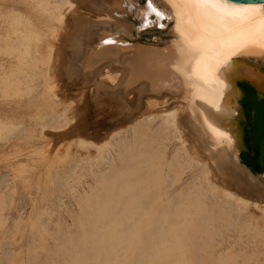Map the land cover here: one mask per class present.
<instances>
[{
  "label": "bare ground",
  "instance_id": "bare-ground-1",
  "mask_svg": "<svg viewBox=\"0 0 264 264\" xmlns=\"http://www.w3.org/2000/svg\"><path fill=\"white\" fill-rule=\"evenodd\" d=\"M140 3L0 0V122L60 131L76 121V140L90 125L86 137L108 139L80 138L98 157L73 152L65 169L90 173L89 191L75 194L70 229L41 231L27 264H178L181 233L196 238L248 205L264 215V175L240 157L236 85L246 67L264 91V3L153 0L159 17ZM150 28L167 32L146 40ZM178 170L186 175L174 181Z\"/></svg>",
  "mask_w": 264,
  "mask_h": 264
},
{
  "label": "rangeland",
  "instance_id": "rangeland-1",
  "mask_svg": "<svg viewBox=\"0 0 264 264\" xmlns=\"http://www.w3.org/2000/svg\"><path fill=\"white\" fill-rule=\"evenodd\" d=\"M140 4L141 6H145L147 4L146 0H141ZM0 6L2 7L1 4ZM0 10H3V8H0ZM160 30L164 29L156 28V31L151 28L146 29L144 30L146 32H143L142 36L146 40H153L165 36L167 31L159 35L158 31ZM260 92L264 93V91ZM0 120L2 119L0 118ZM1 122L0 264H27V253L32 250L34 246H37L38 236L41 234V231L48 232L50 229H54L59 225L67 228L69 227L70 229L72 226L71 212H78L79 210L74 196L76 193L89 191L88 182H90V173L80 170L72 172L65 169V166L72 165L73 162L71 161H74L72 156L73 152L79 153L78 155H84L83 153L91 151V153L93 152L92 154L98 157L96 149L85 145L86 141L84 140H96L95 142L100 141L99 143H101L103 139V142H106L108 139L107 137H99V139L86 137L89 133H95L93 129L97 128V125H90V132L82 134L80 137H77L76 140V136L73 138L69 134L70 129L80 127L81 123H77L76 121L69 124L63 123V128L59 129L60 131H58V129L56 131V128H52L54 125L51 124L36 126L34 123L32 125L29 121H17L15 122L16 124L12 122L14 125L10 126L11 124H6L8 122L7 120L2 122L3 124ZM43 130L45 131L44 136L46 135V137H42L40 134ZM51 134L54 137H51ZM105 139L107 140L105 141ZM165 139L167 140L168 138L159 137L158 145L166 143ZM67 143H69V145ZM112 143L113 140H110V143L103 152H106L111 147L110 150H112ZM54 156L55 159L58 160L53 159ZM63 156H65L64 158L66 160L63 159L64 161H61ZM47 166L49 167L47 168ZM243 166L245 165L243 164ZM57 172L60 175H58ZM181 173L182 171L178 170L174 176L173 174L169 175L170 177L172 175V179L175 181L178 177L182 179L185 177L186 174ZM253 174L256 175L254 172ZM69 175H72V177ZM65 176L68 179H65ZM62 177H64V179H62ZM61 181H63V183ZM174 184V186H177L179 182H175ZM173 188H171V190ZM153 189L156 191L159 188H148L144 191L145 195L149 196V194H152ZM166 192H168V190L161 194L159 193L157 197L152 200L149 209V217L154 212L157 205L163 203L164 199L167 197ZM246 207L247 208L239 213V215L234 217V220H229V217L226 218L228 221L224 219L227 223L229 222L228 224H233L232 227H229L226 221L223 220L214 223L208 232L199 231V235L196 238L190 237L184 239L182 238L184 236L181 235L185 233H181L179 241H181L182 244L181 250L179 251L180 261L178 264H264V215L252 205ZM69 209L71 211H69ZM230 218H232V216H230ZM244 221L249 222L244 225L246 223ZM67 224L68 226H66ZM190 233H193V231H189L188 234Z\"/></svg>",
  "mask_w": 264,
  "mask_h": 264
},
{
  "label": "water",
  "instance_id": "water-1",
  "mask_svg": "<svg viewBox=\"0 0 264 264\" xmlns=\"http://www.w3.org/2000/svg\"><path fill=\"white\" fill-rule=\"evenodd\" d=\"M229 1L235 3H264V0ZM239 73L241 79H238L236 82L240 93L238 104L241 106L244 119L250 121L251 133H249L247 128L243 130L247 136L246 138L251 139L252 142L250 146L252 154L242 152L240 157L242 163L248 165L256 175L260 176L264 175V101L260 99L261 94L257 88L246 81L245 77L249 75V77L257 79L258 82L260 78L258 76L254 77L255 72L246 67H241Z\"/></svg>",
  "mask_w": 264,
  "mask_h": 264
},
{
  "label": "flooded vegetation",
  "instance_id": "flooded-vegetation-1",
  "mask_svg": "<svg viewBox=\"0 0 264 264\" xmlns=\"http://www.w3.org/2000/svg\"><path fill=\"white\" fill-rule=\"evenodd\" d=\"M260 99L262 100V101H264V93H262V92H260ZM243 123H242V129H244V128H247L248 130H249V133H251L250 132V129H251V125H250V121H248V120H246V119H244V117H243V121H242ZM243 132H244V130H243ZM243 137H244V139L246 140L247 139V141H245L244 143H245V147L246 148H244L243 150H242V152H247L248 154H252V151H251V149H250V146H251V139H249V138H246L247 136H246V134L244 135V133H243ZM244 162V161H243ZM244 164V163H243ZM246 167H248L249 168V166L248 165H246V164H244ZM250 169V168H249ZM251 170V169H250ZM252 171V170H251Z\"/></svg>",
  "mask_w": 264,
  "mask_h": 264
},
{
  "label": "snow or ice",
  "instance_id": "snow-or-ice-1",
  "mask_svg": "<svg viewBox=\"0 0 264 264\" xmlns=\"http://www.w3.org/2000/svg\"><path fill=\"white\" fill-rule=\"evenodd\" d=\"M147 3V10L148 14H154L157 17L162 16V12L158 11L154 6H153V0H146Z\"/></svg>",
  "mask_w": 264,
  "mask_h": 264
}]
</instances>
